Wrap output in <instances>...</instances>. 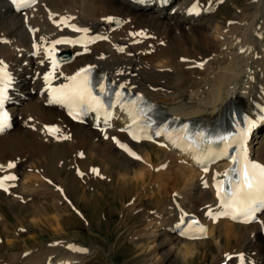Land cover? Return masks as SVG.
Instances as JSON below:
<instances>
[{
	"label": "bare ground",
	"instance_id": "1",
	"mask_svg": "<svg viewBox=\"0 0 264 264\" xmlns=\"http://www.w3.org/2000/svg\"><path fill=\"white\" fill-rule=\"evenodd\" d=\"M223 5L232 12L216 19ZM55 40L68 41L55 46L56 59L69 51L73 61L53 70L47 50ZM88 67L182 126L223 128L232 118L235 127L239 118L250 158L264 166V0H36L23 7L0 0V75L13 118L0 132V264H84L91 248L65 235L35 245L36 227L56 233L76 217L96 230L102 206L128 196L121 206L130 214L149 200V229L137 236L152 241L148 264H264V209L251 223L222 215L215 185L229 158L205 172L185 135L134 140L130 109L116 108L107 122L92 114L77 123L51 102L53 89ZM55 125L59 131L49 132ZM190 218L207 230L202 238L180 234Z\"/></svg>",
	"mask_w": 264,
	"mask_h": 264
},
{
	"label": "snow or ice",
	"instance_id": "2",
	"mask_svg": "<svg viewBox=\"0 0 264 264\" xmlns=\"http://www.w3.org/2000/svg\"><path fill=\"white\" fill-rule=\"evenodd\" d=\"M67 23V21H65ZM59 27V23L56 24ZM75 31H81V29L74 28ZM83 32L87 33L88 29H82ZM95 39H103V37H95ZM61 43H68V41L55 40L51 42V46L47 50V57L51 61L52 69L55 70L58 61L55 56L56 45ZM120 48L119 51H123ZM202 67V65H201ZM91 67L82 68L74 75L66 77L69 83L62 85L59 88L53 89V99L51 102L61 103L75 112L74 118L79 115L85 114L87 111L106 112L107 110L116 105H122L124 102V96L121 92L116 91L111 93L113 102H108L104 99L110 95L109 89L103 84L99 83L94 85L90 77ZM49 73L45 76V80L49 79ZM2 80V76H0ZM120 87H123L122 85ZM6 96L4 95V89L0 88V107H2ZM134 103V102H129ZM131 114V110H130ZM110 118V113L106 114L105 122ZM133 123H136L135 116H133ZM6 117L0 119V131H3L7 127ZM59 131L58 129H49V132ZM186 131V126H185ZM156 135H160L159 132ZM201 142H203L205 134L200 132L195 134ZM67 139V137H65ZM115 139V138H113ZM221 140L224 137L220 138ZM175 143V141H173ZM123 147V145H121ZM125 151H128L125 148ZM242 155L239 159H234L233 162L238 164V168H233L230 172L224 173L227 177L230 173L236 174V179L229 180L230 190L225 187L223 181L217 182L215 185L217 191V197L220 201L221 206L225 209L222 213L225 217H230L233 220H237L238 217H251L256 211L258 205H264V166L259 163L250 162L243 148L241 150ZM135 155L134 153H129ZM137 160L141 159L140 156L136 155ZM199 162V161H198ZM15 165L9 163L8 168H12ZM205 172L208 171L207 167L203 169ZM93 171H96L93 169ZM6 179L14 180L16 177L9 176ZM3 183L0 182V188H3ZM207 187V184H205ZM7 191V189H4ZM202 233H206V229L201 228ZM86 251V250H81Z\"/></svg>",
	"mask_w": 264,
	"mask_h": 264
},
{
	"label": "rangeland",
	"instance_id": "3",
	"mask_svg": "<svg viewBox=\"0 0 264 264\" xmlns=\"http://www.w3.org/2000/svg\"><path fill=\"white\" fill-rule=\"evenodd\" d=\"M246 1L247 0H237V2L240 4L246 3ZM231 12H232L231 6L223 5L220 11L216 14V19L223 20L224 17H229ZM121 21H122L121 24H116V25L123 26L124 21L123 20ZM28 121L30 122V120ZM33 126L34 125L30 127ZM75 196L76 195H74L73 197L77 198V196L76 197ZM129 199H130L129 196L126 199H124L123 202H121V200L118 199V201H115L116 202V204L114 205L115 208L112 209L108 208V206L106 205L102 206L101 209L102 211L100 210L99 211L100 213L97 215L98 219L97 216H95L93 219V224H94L93 226L96 228V230L93 229L92 226H89L85 221L78 222L76 217H73V219L71 220L72 222L69 225L70 227L68 226L69 229L67 228L68 230L63 229L56 233L55 231H53L51 227L47 229L45 228L42 229L41 227L43 226L39 225L38 227H36L37 234L34 233L38 236V238L36 239L37 244L35 245H39V243L44 245L52 242L54 239H61V238L66 239L65 238L66 236L68 237L67 238L68 240L73 239L74 241L83 244L85 247L88 248L87 251L90 250L89 248H91V254L86 259L84 264H148V259L150 258L152 249L151 250L149 249L150 250L149 251L146 250V248H148L147 245H149V247L153 245L152 241L147 240V236H145V238L142 240H139L137 236L140 235V233L145 234V232H147V230L149 229V227H147L149 221L146 215L149 211L148 208L146 207V204L149 203V200H147V198L144 197L143 201L139 202L140 204L139 203L136 204L135 208L138 211L135 210L133 214H130L127 211L126 212L123 211L122 209L123 206H121L125 204V202H128ZM81 208L86 214L89 213V208L88 209H84L83 207ZM30 210L31 207L29 206V208L26 207L24 208V210L21 209L20 212L26 214L25 212L27 211L29 213ZM119 210L121 213L122 212L123 213L120 214ZM101 216L103 218H101ZM64 217L68 218L67 214H64ZM74 220L76 221L73 222ZM145 228L147 229L145 230ZM23 234L25 236L28 235V233H23ZM55 235L59 237L55 238ZM6 244H7V240H6ZM138 244H140V246H138Z\"/></svg>",
	"mask_w": 264,
	"mask_h": 264
},
{
	"label": "water",
	"instance_id": "4",
	"mask_svg": "<svg viewBox=\"0 0 264 264\" xmlns=\"http://www.w3.org/2000/svg\"><path fill=\"white\" fill-rule=\"evenodd\" d=\"M116 23L120 24L121 21L120 20H116ZM58 60L59 62L61 63H68L72 60V55L70 53H61L59 56H58Z\"/></svg>",
	"mask_w": 264,
	"mask_h": 264
}]
</instances>
